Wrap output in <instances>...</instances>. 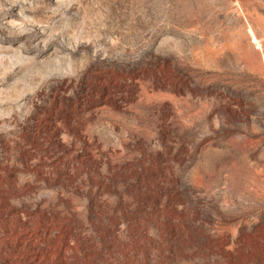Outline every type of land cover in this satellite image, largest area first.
Wrapping results in <instances>:
<instances>
[{
    "label": "rangeland",
    "instance_id": "rangeland-1",
    "mask_svg": "<svg viewBox=\"0 0 264 264\" xmlns=\"http://www.w3.org/2000/svg\"><path fill=\"white\" fill-rule=\"evenodd\" d=\"M0 264H264V0H0Z\"/></svg>",
    "mask_w": 264,
    "mask_h": 264
},
{
    "label": "bare ground",
    "instance_id": "bare-ground-1",
    "mask_svg": "<svg viewBox=\"0 0 264 264\" xmlns=\"http://www.w3.org/2000/svg\"><path fill=\"white\" fill-rule=\"evenodd\" d=\"M254 41V39H252Z\"/></svg>",
    "mask_w": 264,
    "mask_h": 264
}]
</instances>
